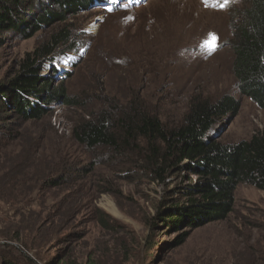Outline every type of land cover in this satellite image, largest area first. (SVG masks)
Returning <instances> with one entry per match:
<instances>
[{"label":"rangeland","instance_id":"rangeland-1","mask_svg":"<svg viewBox=\"0 0 264 264\" xmlns=\"http://www.w3.org/2000/svg\"><path fill=\"white\" fill-rule=\"evenodd\" d=\"M241 3L113 0L112 8L68 13L78 52L41 67L52 86L63 82L64 95L40 120H25L8 107L13 104L5 91L25 55L62 25L42 23L28 38L20 32L0 36V250L21 264L27 260L17 252L20 241L33 246L37 264H264L263 190L239 184L225 218L186 229L180 241L185 229L156 217L184 203L181 189L196 176L181 172L159 183L130 152L88 148L72 136L82 117L114 105L120 110L134 101L171 128L192 99L213 103L226 94L241 106L235 117H224L218 139L236 143L264 131V109L239 91L232 73L231 12ZM33 4L27 11L32 21L44 13L43 4L51 13L60 10L52 0ZM176 17L183 28L177 34ZM209 34L217 45L211 52L202 46ZM55 66L71 74L51 73ZM103 217L110 228H102ZM17 236L19 242L5 240Z\"/></svg>","mask_w":264,"mask_h":264},{"label":"trees","instance_id":"trees-1","mask_svg":"<svg viewBox=\"0 0 264 264\" xmlns=\"http://www.w3.org/2000/svg\"><path fill=\"white\" fill-rule=\"evenodd\" d=\"M52 1L59 6L58 13H51L43 4L44 8L40 9L44 13H39L32 21L27 11L33 9L36 1L33 4V0H0V36L20 32L28 38L42 23L62 25L44 44L25 55L17 74L9 80L5 93L13 105L8 107L25 120H40L46 115L48 104L64 95L63 82L52 86L51 81L41 75V67L68 52H78L74 27L68 23L72 18L66 15L94 6V2L109 4L108 0ZM241 2L231 12L234 30L228 44L233 50L232 73L239 91L264 109V0ZM50 71L57 74L59 70L55 66ZM131 102L120 110L114 105L92 117L90 114L82 117L74 124L72 136L78 144L88 148L105 147L119 154L130 152L134 163L142 164L143 172L159 183L181 172L196 176L193 181L188 179L189 183L181 189L184 203L164 206L163 215L156 217L171 229H185L180 241L187 237L186 229L225 218L231 211L233 193L239 184H251L264 191V131L236 143L222 142L216 136L224 117L237 115L241 106L239 99L226 94L212 103L196 97L191 100L182 122L171 128L158 116L145 111L142 105ZM100 224L104 229L111 227L105 217L100 219ZM5 240L19 242L21 239L17 236L5 237ZM20 246L21 249H16L27 260L26 264H37L38 255L33 246L27 241H20ZM8 255L0 250V264H21ZM51 264L83 263L58 260ZM86 264L91 263L87 260Z\"/></svg>","mask_w":264,"mask_h":264},{"label":"snow or ice","instance_id":"snow-or-ice-1","mask_svg":"<svg viewBox=\"0 0 264 264\" xmlns=\"http://www.w3.org/2000/svg\"><path fill=\"white\" fill-rule=\"evenodd\" d=\"M205 4H207V0H204ZM229 0H224V4H221L220 7H224ZM216 37L214 34H209V40H206L204 44L202 45L205 47L209 52L215 51L216 44H215Z\"/></svg>","mask_w":264,"mask_h":264},{"label":"bare ground","instance_id":"bare-ground-1","mask_svg":"<svg viewBox=\"0 0 264 264\" xmlns=\"http://www.w3.org/2000/svg\"><path fill=\"white\" fill-rule=\"evenodd\" d=\"M173 1L176 2L177 0H173ZM173 26H175V28H176L175 34H177L178 32L183 30L182 24H181V19L179 17L175 18Z\"/></svg>","mask_w":264,"mask_h":264},{"label":"water","instance_id":"water-1","mask_svg":"<svg viewBox=\"0 0 264 264\" xmlns=\"http://www.w3.org/2000/svg\"><path fill=\"white\" fill-rule=\"evenodd\" d=\"M229 123H230V121H227V123H226V125H225V126L229 125ZM223 128H224V127H223Z\"/></svg>","mask_w":264,"mask_h":264}]
</instances>
